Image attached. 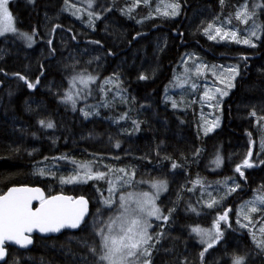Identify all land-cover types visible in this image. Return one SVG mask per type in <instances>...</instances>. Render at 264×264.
Wrapping results in <instances>:
<instances>
[{
  "label": "trees",
  "instance_id": "16d2710c",
  "mask_svg": "<svg viewBox=\"0 0 264 264\" xmlns=\"http://www.w3.org/2000/svg\"><path fill=\"white\" fill-rule=\"evenodd\" d=\"M70 1L91 7L96 17L93 29L64 13ZM148 1L91 0L90 5L89 0H9L18 32L31 35L36 43L27 47L21 38H0V194L16 184L40 185L47 195L86 196L90 214L78 230L35 235L29 249L8 245L2 264H104L98 259L99 228L119 211L118 206L102 202L109 171L102 167L106 178L87 183L62 184L59 178L71 171L68 160L88 162L96 156L113 169L129 172L131 183L123 189H145L151 181H167L160 204L169 218L154 223L151 264H233L235 257H243V264H264V248L257 246L237 213L254 191L264 192L260 146L264 142V40L253 49L234 41L214 43L203 36L198 14L204 8L241 24L235 15L244 0H175L180 5L178 19H155L142 26L138 21L157 2ZM253 6L250 0L251 10ZM255 15L264 25V7ZM157 25L165 29H154ZM188 50L210 62L247 57L235 60L241 68L223 101L222 124L208 135L199 128L197 104L177 109L164 98ZM17 73L39 83L30 89ZM80 74L94 77L97 85L104 77H119L128 99H111L92 118L81 115L82 96L73 98L75 110L71 102H64L71 82ZM141 75L147 79H140ZM41 120L54 127L42 126ZM245 159L254 166L244 167ZM174 163L178 167L173 168ZM238 165L243 176L236 171ZM40 169L45 175L39 174ZM226 178L237 179L239 187L207 207L201 184L195 181L214 184ZM169 210H174L171 215ZM263 210L254 212V220ZM225 212L227 220H219ZM217 221L223 236L201 258L207 244L192 229L212 228Z\"/></svg>",
  "mask_w": 264,
  "mask_h": 264
},
{
  "label": "rangeland",
  "instance_id": "374dc122",
  "mask_svg": "<svg viewBox=\"0 0 264 264\" xmlns=\"http://www.w3.org/2000/svg\"><path fill=\"white\" fill-rule=\"evenodd\" d=\"M149 3V1H148ZM177 3L175 0H157L154 8L144 17L141 18L139 21V25H146L149 24L152 20L158 19L161 21L165 20H176L179 18V14L176 16H164L161 13L168 11L171 12V7L169 5ZM247 3L248 10L250 12L254 11L256 12L260 7H256V5H264L263 0H254V10L250 9V0H244V3L240 4L237 7V12L241 10L242 6ZM8 11L11 13L13 17V24L16 27V18L13 15L10 6H9V0L7 4ZM91 7L82 5L77 2H68L66 6L64 7L63 11L64 13H67L77 19L81 25L86 27L87 29H93L96 17L94 16V11L90 9ZM263 8V7H262ZM157 9H159V12H157ZM202 15L198 14L200 16L201 20L199 24L202 25V33L203 36L211 42L214 43H225L229 44L230 41L236 42V40L232 39L230 36L225 37L224 39H220V36H217L216 39H210L209 34L205 33V29L208 27L209 24H213L214 28L210 30L211 35H216L215 28L220 27L221 28V35H223L224 32H236L237 38L240 40L249 38L250 32L253 30L255 26H259L256 28L257 36L251 37L253 43L255 46L246 45L243 43H240V45H243L247 48H257L260 43L264 40V25L260 24L256 20V15H254L251 19L248 20L247 23H241L237 24L235 23L231 18H222L219 13L214 12L212 9H203ZM201 11V12H202ZM236 12V13H237ZM91 13V15H89ZM146 17H150L147 18ZM231 20L230 24L225 25V22ZM0 26H2V22H0ZM22 32H7L2 37L7 36H13L20 40L19 38L23 39L25 42V45L27 47H33L36 43V39L32 37V40L29 41L25 36L21 35ZM258 37V38H257ZM235 58V59H234ZM234 60H216V61H207L204 59V57L198 53L195 50H188L184 56L182 57L179 67L175 70L171 81L169 82V85L167 86L165 90V100L170 102L171 106L173 107V104L176 106L174 108L177 109H187L191 107L194 104H197L199 106V128L203 135H208L210 133H213L216 129H218L222 124V104L224 99L227 97V95L230 93L231 89L234 86V82L240 72L241 66L238 65V63L235 61L236 57L234 56ZM232 59V58H231ZM232 69H235V71H231ZM199 70V71H198ZM146 76V75H145ZM91 77L90 75H78L76 80H73L71 82V87L69 88V94L72 95L73 98L77 97H83L81 98V103H79V111L81 115L84 116V112L92 113L87 118H92L95 114L99 113L100 107L107 106L110 102V100H127L128 94L125 90H123L120 86V78L117 76H108L104 77L102 80L97 82H94L92 79H88ZM80 78L85 79L87 82L81 83ZM98 86V87H97ZM94 89V90H93ZM100 89V90H99ZM219 89L220 91H216ZM92 92H98L96 97V93ZM222 92H227V95H221ZM207 93V96L205 95ZM84 95V96H83ZM213 125H218L214 126ZM208 127H212L211 131H208L206 133V129ZM261 148L264 149V142L260 144ZM70 168L71 171L68 175H62L59 174V178H66L70 176L77 175L79 172L80 175H84L86 172V168H80L81 164L89 165L91 166L92 173L97 172H103L105 173V169L102 167L107 168L106 170L108 172V178L111 183H109L107 187V191L105 195L103 196L102 202L105 198L111 197L115 202L111 206L107 207H119L120 200L119 197L121 195H124L127 198V195L129 193L133 194L132 199L135 200L137 197H139V194L141 193H150L152 195L156 194V189L152 187V184L159 181H165L166 180H154L147 184V188L145 189H136V188H129V189H123L127 188L129 186V183H125V181L132 180V176H130L129 172L126 171L124 168L123 171H120L118 169H113L110 167V165L103 160L101 157L96 156L95 159H91L88 162H81L76 161L74 159H71ZM55 167L56 165H52ZM78 183V182H77ZM239 181L234 178H226L223 181L216 182L214 184H208L201 182V193L203 194L204 202L210 203L213 200L217 201L220 200L222 196H225L230 192L229 190L232 188H236V185ZM63 184H75V183H63ZM114 188V191L112 193L109 192V188ZM237 189V188H236ZM168 190V184L166 187V190L161 191L159 193L158 198L156 199L157 206L161 209L162 213V207L160 204L161 197L167 192ZM264 194V192L261 191H254L249 197H247L245 200H243L238 209L237 213L239 215L238 218H240L241 222L249 227L250 233H252V236H255V241L258 240H264V233L260 231L261 228H264V210L261 211V215L257 217L255 220L253 218L254 212H250L249 209L253 206L257 207L258 209H263L264 205L259 204L257 202L255 205L247 204L246 202L252 201L254 197L257 195ZM131 206H135L132 204L131 201L128 202ZM104 205V203H103ZM106 206V205H104ZM122 209L119 207V211L116 214L119 215ZM248 217L246 219L245 217ZM149 223L151 224V227L148 229V232L152 235V229L154 227V223L157 221L155 217H147ZM203 230H208L212 233V236L209 238H206L208 243H211L212 239L214 238L215 228H208V227H202V226H196ZM194 227V228H196ZM201 239V237H200ZM155 242L149 241L148 245L145 247L151 248V253L154 249ZM146 259V257H140L138 261H136V264H142V261Z\"/></svg>",
  "mask_w": 264,
  "mask_h": 264
},
{
  "label": "snow or ice",
  "instance_id": "6c2138e0",
  "mask_svg": "<svg viewBox=\"0 0 264 264\" xmlns=\"http://www.w3.org/2000/svg\"><path fill=\"white\" fill-rule=\"evenodd\" d=\"M140 0H136L138 4ZM221 3L224 0H220ZM91 5V0H89ZM144 3L147 4L148 0H144ZM8 0H0V22H2V26H0V36H3L7 32H17V28L13 24V17L7 8ZM135 6V5H134ZM171 7V12L165 11L161 13L164 16H176L179 14L180 5L179 3H175L169 5ZM256 7H264V5H256ZM131 11V9H129ZM159 12V9H157ZM91 15V13L89 14ZM255 15V12H250L248 10V5L245 3L241 10H239L235 18L240 20L242 23H247L249 19H251ZM99 18V17H97ZM150 18V17H146ZM139 22V21H138ZM231 20L225 22V25L230 24ZM259 26H255L253 30L250 32L249 38L240 40L237 38L236 32H224L221 35V28L216 27L215 33L216 35H211L210 30L214 28L213 24H209L205 29V33L209 34L210 39H216L217 36H220V39H224L225 37L230 36L232 39L236 40L237 43H243L246 45L255 46L251 37L257 36L256 28ZM21 35L25 36L29 41L32 40V36L27 33H21ZM258 38V37H257ZM98 43V42H97ZM199 71V70H198ZM231 71H235L232 69ZM19 76L21 80H24L27 84V87L33 89L36 87V84L39 83V79L35 83H31L27 81L25 76L16 74ZM88 79L94 80V77H89ZM140 79H147V77L141 75ZM81 83L86 84V80L80 78ZM216 91H220L217 89ZM227 92H222L221 95H227ZM207 96V93H205ZM64 102H71L73 104V110H75V100L71 94H68L64 97ZM176 105L173 104V107ZM85 117H88L92 113L84 112ZM255 115V113H253ZM123 118V117H121ZM39 123L47 128H53L54 124L52 122H47L41 120ZM218 126V125H213ZM212 127H208L206 129V133L211 131ZM119 147V144H117ZM251 152L248 153L251 156ZM215 163L217 166L222 163L221 158L218 156ZM244 167H253L254 165L250 163L248 159L243 161ZM173 168L178 167L177 164L172 165ZM80 168H86V172L84 175H80L79 172L77 175L61 178V183H87L88 180L91 179H105L106 173L97 172L92 173V169L90 164L85 165L81 164ZM120 171H123L121 169ZM236 171L240 173L241 176L244 175L243 171H241V166L238 165ZM40 175H45L43 169L39 170ZM111 183V182H109ZM125 183H131L130 180L125 181ZM195 183H201L200 180L195 181ZM152 187L156 189V194L152 195L150 193H141L139 197L135 200L132 199L133 194L129 193L127 198L124 195L119 197L120 200V209L122 211L119 215L115 217H109L107 221H104V227L99 228V233L102 234V246H101V254L99 255V261L104 262V264H136V261L140 259V257H146L142 261V264H151V248L145 247L148 245L149 241L153 239L152 235L148 232V229L151 227L147 217H155L157 220L167 221L169 216L163 215L161 209L156 204V199L159 196L161 191L166 190L167 184L165 181H159L152 184ZM239 185H236L238 188ZM236 188H232L229 191L234 192ZM40 189H29V188H12L9 189V192L5 196H0V260H3L6 256V248L5 244L7 242H13L15 244L20 245L21 247H27V245L32 243L30 235H26L25 233H31L33 229H38L40 232H60L64 228L76 229L79 228L80 225L84 222L85 215L87 214V204L88 201L83 197H80L74 203L72 202L71 197H63V196H53L48 200H44L42 194L39 196L35 195H15L21 193H40ZM114 188H109V192L112 193ZM33 199L41 200V205L38 208L33 209L31 207V201ZM66 203H59V202ZM131 201L135 206H131L128 202ZM115 201L111 198H105L103 203L106 206H111ZM257 202L259 204L264 205V194L257 195L254 197L252 201L246 202L247 204L255 205ZM218 203V201L213 200L212 202L207 204V207L211 208L214 204ZM192 211H196L195 208L191 209ZM259 209L255 206L249 209L250 212H256ZM99 212L100 210L97 209ZM174 210H169V215ZM228 213L225 212L223 215L219 217V220H227ZM248 219V217H245ZM246 227V225H243ZM215 228V236L212 239L211 243H208L206 238L212 236V233L208 230H203L198 227L193 228L192 231L197 233L201 237V243H206L207 247L200 253L201 258L204 257V254L212 248L217 242H219L223 236V232L220 231L219 222L214 225ZM260 231L264 233V228H261ZM255 239V236H253ZM257 246L260 248H264V240L256 241ZM93 252L96 249H92ZM243 257H235L233 259V264H243Z\"/></svg>",
  "mask_w": 264,
  "mask_h": 264
},
{
  "label": "water",
  "instance_id": "95a60500",
  "mask_svg": "<svg viewBox=\"0 0 264 264\" xmlns=\"http://www.w3.org/2000/svg\"><path fill=\"white\" fill-rule=\"evenodd\" d=\"M259 55V54H258ZM12 188H29V189H40V193H21V194H15V195H35V196H39L42 194L43 196V199L46 201L48 200L50 197H53V196H63V197H71L72 198V202L71 203H74L76 200H78L80 197H83L85 200L88 201V204H87V214L85 215V218H84V222L85 220L88 218L89 214H90V202L88 200V198L84 195H79V196H75L74 194H68V193H64V192H59V193H54V194H51V195H47L46 194V191L45 189L40 186V185H32V184H16V185H13L11 187H9L4 193L0 194V196H5L8 194L9 192V189H12ZM59 203H66V202H59ZM41 205V200L39 199H33L31 201V207L33 209L35 208H38L40 207ZM83 222V223H84ZM82 223V224H83ZM82 224L80 225V227L82 226ZM79 227V228H80ZM79 228H76V229H71V228H64L62 229L60 232H47V233H43V232H40L38 229H33V231L29 234V233H25L26 235H30V238L32 240V243L27 245V247H21L20 245L18 244H15L13 242H7L5 244V248H6V256L3 260H0V264H2L6 259H7V256H8V249H7V246L10 245V246H14V247H17V248H20V249H29L30 247H32L33 243H34V235H40V236H50V235H57L61 232H63L64 230H78Z\"/></svg>",
  "mask_w": 264,
  "mask_h": 264
},
{
  "label": "flooded vegetation",
  "instance_id": "af4514ba",
  "mask_svg": "<svg viewBox=\"0 0 264 264\" xmlns=\"http://www.w3.org/2000/svg\"><path fill=\"white\" fill-rule=\"evenodd\" d=\"M154 29H158L159 31H163L165 28H163V26L162 25H157V26H154L153 27ZM173 31H175V33H176V35L178 34L177 33V31L173 28ZM165 34L167 33V32H164ZM163 33V34H164ZM164 36V35H163ZM165 37V36H164ZM135 38H138V34H136L135 35ZM110 55H113V53L112 52H110ZM241 56V57H240ZM236 57V60H238V61H240V60H247V57H245V55H236L235 56ZM238 63V65H240L241 66V64L239 63V62H237ZM68 194H70V193H68Z\"/></svg>",
  "mask_w": 264,
  "mask_h": 264
},
{
  "label": "bare ground",
  "instance_id": "6f19581e",
  "mask_svg": "<svg viewBox=\"0 0 264 264\" xmlns=\"http://www.w3.org/2000/svg\"><path fill=\"white\" fill-rule=\"evenodd\" d=\"M252 234V233H251Z\"/></svg>",
  "mask_w": 264,
  "mask_h": 264
}]
</instances>
